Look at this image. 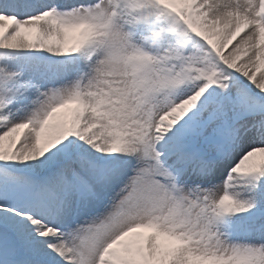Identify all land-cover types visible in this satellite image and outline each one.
<instances>
[{"label": "snow or ice", "instance_id": "6c2138e0", "mask_svg": "<svg viewBox=\"0 0 264 264\" xmlns=\"http://www.w3.org/2000/svg\"><path fill=\"white\" fill-rule=\"evenodd\" d=\"M0 264H264V0H0Z\"/></svg>", "mask_w": 264, "mask_h": 264}, {"label": "rangeland", "instance_id": "374dc122", "mask_svg": "<svg viewBox=\"0 0 264 264\" xmlns=\"http://www.w3.org/2000/svg\"><path fill=\"white\" fill-rule=\"evenodd\" d=\"M226 52L228 51V50H225ZM68 107H72L71 105L70 106H68ZM60 111H66V109H61ZM140 231H143V232H145L146 234H147V232L148 231H150V230H147V229H141Z\"/></svg>", "mask_w": 264, "mask_h": 264}]
</instances>
